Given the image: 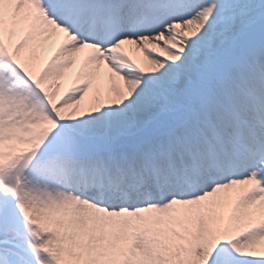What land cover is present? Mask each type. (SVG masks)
I'll return each instance as SVG.
<instances>
[{
  "label": "snow or ice",
  "instance_id": "obj_1",
  "mask_svg": "<svg viewBox=\"0 0 264 264\" xmlns=\"http://www.w3.org/2000/svg\"><path fill=\"white\" fill-rule=\"evenodd\" d=\"M0 264H264V0H0Z\"/></svg>",
  "mask_w": 264,
  "mask_h": 264
}]
</instances>
